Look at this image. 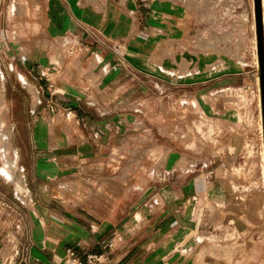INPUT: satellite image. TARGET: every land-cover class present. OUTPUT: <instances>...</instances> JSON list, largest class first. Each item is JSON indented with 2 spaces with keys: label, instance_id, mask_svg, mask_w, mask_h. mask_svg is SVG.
Segmentation results:
<instances>
[{
  "label": "crops",
  "instance_id": "crops-1",
  "mask_svg": "<svg viewBox=\"0 0 264 264\" xmlns=\"http://www.w3.org/2000/svg\"><path fill=\"white\" fill-rule=\"evenodd\" d=\"M250 6L0 0V117L31 196L0 142V264H264V172L228 92L246 71L224 52Z\"/></svg>",
  "mask_w": 264,
  "mask_h": 264
},
{
  "label": "rangeland",
  "instance_id": "rangeland-1",
  "mask_svg": "<svg viewBox=\"0 0 264 264\" xmlns=\"http://www.w3.org/2000/svg\"><path fill=\"white\" fill-rule=\"evenodd\" d=\"M253 10L252 5L250 6L249 15L244 25V33L241 36L240 42L237 44H231L229 51H224L227 59L232 64V67L237 65L236 61L242 66L246 72L242 81L239 83V79L236 82L241 88L231 91V103L230 112H233L234 121L240 120L241 128L243 129L242 134L246 138V145L252 155V161L255 162L256 157L260 159L261 168L264 172V120H263V109H262V97H261V83H260V63L258 55V45L255 42V31L253 25ZM246 30V31H245ZM235 41V39H233ZM223 54V53H221ZM234 69V68H233ZM2 73V72H1ZM3 75V74H2ZM240 113V116H237ZM232 114V113H231ZM9 134V151L13 148L11 130L6 126ZM11 161L7 165L2 166V173L7 179L14 180L17 184H20L22 188L18 189L19 197L27 204L25 191L29 190L23 179L21 167L15 164V159L11 156ZM12 163V164H11ZM11 165V166H9ZM23 184V185H22ZM21 196H24L21 197ZM264 218V209L262 212ZM200 250H206L202 248ZM11 253V247L9 246L5 254Z\"/></svg>",
  "mask_w": 264,
  "mask_h": 264
},
{
  "label": "bare ground",
  "instance_id": "bare-ground-1",
  "mask_svg": "<svg viewBox=\"0 0 264 264\" xmlns=\"http://www.w3.org/2000/svg\"><path fill=\"white\" fill-rule=\"evenodd\" d=\"M251 5H252V10H253V16H254V20H253V25H254V30L255 31V42H257L258 45V34H257V27H256V16H255V1L251 0ZM262 13H263V31H264V0H262ZM2 78L3 75L1 73L0 70V105L3 102V97H4V93H3V88L1 85L2 82ZM8 130L6 129V126L3 124V119L0 117V142H1V146H2V155H3V163L4 166L7 165L9 163V161H11V155L9 153V134H8ZM12 164V163H11ZM11 166V165H9ZM23 185V184H22ZM22 188V186L20 184H18V189L20 190ZM25 195H26V200L29 203L31 201V196L30 194L28 195L27 190L25 191ZM24 198V196H21Z\"/></svg>",
  "mask_w": 264,
  "mask_h": 264
},
{
  "label": "water",
  "instance_id": "water-1",
  "mask_svg": "<svg viewBox=\"0 0 264 264\" xmlns=\"http://www.w3.org/2000/svg\"><path fill=\"white\" fill-rule=\"evenodd\" d=\"M255 1V16L256 27L258 34V55L260 63V83H261V97H262V109L264 120V31H263V13H262V0Z\"/></svg>",
  "mask_w": 264,
  "mask_h": 264
},
{
  "label": "built area",
  "instance_id": "built-area-1",
  "mask_svg": "<svg viewBox=\"0 0 264 264\" xmlns=\"http://www.w3.org/2000/svg\"><path fill=\"white\" fill-rule=\"evenodd\" d=\"M75 50V47L71 46L67 53L72 55ZM64 264H111V262L97 254H89L86 259H83L73 248H68L64 257Z\"/></svg>",
  "mask_w": 264,
  "mask_h": 264
}]
</instances>
